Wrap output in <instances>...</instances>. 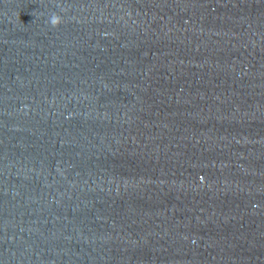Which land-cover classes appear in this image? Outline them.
<instances>
[{
    "label": "water",
    "instance_id": "obj_1",
    "mask_svg": "<svg viewBox=\"0 0 264 264\" xmlns=\"http://www.w3.org/2000/svg\"><path fill=\"white\" fill-rule=\"evenodd\" d=\"M0 264H264V0H0Z\"/></svg>",
    "mask_w": 264,
    "mask_h": 264
},
{
    "label": "clouds",
    "instance_id": "obj_2",
    "mask_svg": "<svg viewBox=\"0 0 264 264\" xmlns=\"http://www.w3.org/2000/svg\"><path fill=\"white\" fill-rule=\"evenodd\" d=\"M48 22L50 23V25L52 27H58L59 25H61L63 20H62V17L59 14L52 13Z\"/></svg>",
    "mask_w": 264,
    "mask_h": 264
}]
</instances>
